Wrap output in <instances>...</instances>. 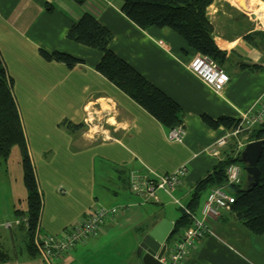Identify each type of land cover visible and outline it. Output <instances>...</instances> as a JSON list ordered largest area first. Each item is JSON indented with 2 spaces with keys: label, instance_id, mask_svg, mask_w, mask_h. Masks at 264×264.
I'll list each match as a JSON object with an SVG mask.
<instances>
[{
  "label": "crops",
  "instance_id": "1",
  "mask_svg": "<svg viewBox=\"0 0 264 264\" xmlns=\"http://www.w3.org/2000/svg\"><path fill=\"white\" fill-rule=\"evenodd\" d=\"M121 4V0H0V54L13 79L38 185L44 192L49 186L55 188L57 196L66 195L58 191L62 187L70 192L79 187L76 193L82 198L78 212L62 224H55L52 214L46 219L43 210L40 233L59 234L68 222H78L94 202L106 207L129 205L102 233L79 243L55 264H142L135 248L143 235L163 218L176 223L181 211L164 191H158V200L148 202L134 194L129 172L150 168L163 174L187 163L189 172L174 192L186 205L195 184L228 150L226 146L219 155L212 152V144L230 130L213 128L202 116L241 119L264 93V35L255 34L258 29L252 21H238L240 16L226 11L224 2L214 0L208 7L212 36L225 52L220 66L229 75L219 92L191 72L188 63L198 52L179 34L155 26L140 28L121 11ZM86 11L113 33L110 48L181 106L185 129L181 141L173 140L172 128L97 71L101 51L67 37L70 26ZM247 35H254L253 42ZM40 49L69 53L83 63L69 68L44 59ZM63 121L82 127L61 126ZM231 142L235 139L229 146ZM208 192L201 197L198 218ZM26 199L21 151L13 146L7 162L0 164V246L9 253L0 264H49L41 252L30 256L26 250ZM46 203L51 205L52 199H45ZM172 204L179 213L172 212ZM222 214L205 218L213 233L198 241L184 264H264L261 246L253 242L264 237L252 235L253 239L242 225L226 217L225 210ZM119 229L131 232L134 246L126 257L105 255L104 244L121 237ZM249 246L255 258L249 256Z\"/></svg>",
  "mask_w": 264,
  "mask_h": 264
},
{
  "label": "trees",
  "instance_id": "2",
  "mask_svg": "<svg viewBox=\"0 0 264 264\" xmlns=\"http://www.w3.org/2000/svg\"><path fill=\"white\" fill-rule=\"evenodd\" d=\"M84 1L78 0L79 3ZM121 1V11L140 28L145 29L151 26L168 28L179 34L188 47L215 60L219 65L225 58V52L219 48L212 36L214 26L208 15V7L214 0ZM255 34L264 35V32ZM67 37L101 51L102 57L96 66L97 71L141 105L163 126L174 128L183 124L181 106L110 48L113 33L92 12L86 11L75 20L67 32ZM253 37L254 35H247L246 39L253 42ZM39 52L44 59L63 62L69 68L83 63L82 59L62 51L49 52L40 49ZM202 118L206 124L213 128L223 126L229 130L234 129L240 120L228 116L214 119L203 115ZM66 124L68 128L79 129L82 127V125L70 122ZM249 139L252 141L264 140V122L249 133ZM231 143L233 144L230 146L228 144V150L221 153L220 161L212 171L195 184L189 202L186 205L181 203L183 206L176 203L181 215L176 220L173 232L167 240L168 243L175 237L178 238L185 228L192 225L203 193L218 186L226 187L235 197L230 209L225 210L226 217L235 220L256 236H264V144L258 163L260 179L256 186H252L248 185L247 176L243 177L239 184L230 185L227 183V167L232 163L241 162V152L235 153V143ZM13 146H18L21 151L24 184L27 189L28 208L25 213L27 221L23 225L26 229V250L30 256H36L41 252L37 245V239L44 235L40 233L43 196L39 189L22 119L13 94V79L8 74L0 54V164L7 162ZM223 214L219 217H222ZM69 251H66L61 257ZM8 259L9 253L0 246V261L4 262Z\"/></svg>",
  "mask_w": 264,
  "mask_h": 264
},
{
  "label": "built area",
  "instance_id": "3",
  "mask_svg": "<svg viewBox=\"0 0 264 264\" xmlns=\"http://www.w3.org/2000/svg\"><path fill=\"white\" fill-rule=\"evenodd\" d=\"M188 67L193 74L199 77L212 89L219 92L229 81V75L216 62L207 56L198 53L189 63ZM89 118V116H88ZM91 121V118H89ZM264 122V93L258 99L256 106L243 115L236 127L225 135L218 138L212 144V152L220 154V150L228 146L230 139H235V151L241 152L245 145L252 140L249 133ZM185 133L183 125L175 126L170 130L173 140L181 141ZM189 172L187 163L181 164L172 172L157 173L147 168L143 171H130L128 184L130 190L145 201L158 200V191H164L175 203L183 206L181 201L175 197L174 192L183 182ZM244 169L240 163H232L227 167V183L239 184L243 179ZM234 195L224 186L212 188L203 204L202 218L194 217L191 226L185 228L182 234L168 245L165 254L160 261L164 264H184L187 256L195 249L199 240L212 234V230L206 223L205 218H218L223 210H229L234 201ZM129 205H117L106 207L94 202L80 218V220L62 230L59 234H44L37 239V245L49 264H53L66 251L83 243L89 238L96 237L102 233L108 222L117 221L122 217ZM20 221H18L19 223ZM11 226L10 223L6 224Z\"/></svg>",
  "mask_w": 264,
  "mask_h": 264
},
{
  "label": "rangeland",
  "instance_id": "4",
  "mask_svg": "<svg viewBox=\"0 0 264 264\" xmlns=\"http://www.w3.org/2000/svg\"><path fill=\"white\" fill-rule=\"evenodd\" d=\"M220 1L224 2V4H225L224 7L226 8V11L231 12L233 15H236L238 17L240 16L238 21H252V26L256 27L258 29V32H264V25H263L261 20L256 19V18H251V15H249L243 9H238L237 6L232 4L229 0H220ZM227 2H228V4L226 5ZM55 106H57V104ZM57 107H58V108H56L57 110L58 109L62 110V108L60 106H57ZM67 122L68 121H63L62 123H60V125L65 126V125H67L66 124ZM52 128H53V130L56 129L55 127H52ZM102 163L104 165H107V162H102ZM239 163L243 166L242 162H239ZM243 168H244V166H243ZM244 175H245V173H244ZM39 188L41 189L40 191H41L42 196H43L42 212L44 210V214H45L46 219H47L48 214H52V216L54 215L55 224H62L63 222H66V221L70 220L71 218H73V216L78 212L80 202L82 201V198L76 193L78 191L79 187H73L71 192L68 189V187H66V186L62 187L63 188L62 190L58 189V191L60 193L66 194L64 196H57L54 192L55 188H53L51 186H49L47 189H45V192L43 191V188H41V186H39ZM55 197L58 198V201H55ZM50 198L52 199L51 205L49 203H46V205H45V199H46V201H48ZM75 199H78V201ZM177 207H178L177 205L172 204L171 205L172 212L179 213V209L177 210ZM40 222H42V215H41V221ZM71 223L72 222H70V223L68 222L64 226L69 227ZM123 230L124 229L118 230V232L121 233L120 234L121 237H118V238L114 237L104 244V247L106 249L103 253L105 255L111 256L112 253H118V254L124 253V255L126 257L125 252L130 251L132 249L134 244H133L132 239L130 237L131 232H129L128 230L127 231H123ZM246 231H248V230L246 229ZM247 233L250 235V237H252V235H254L250 231H248ZM254 236H256V235H254ZM256 237H261V236H256ZM262 237H264V236H262ZM253 242H258L260 244L259 246H261L262 252L264 253V240L262 241L259 238V239H254ZM137 247L135 248L136 252H137ZM250 250H251V247L249 246V250H247V252L249 253L250 257L255 258L254 253L253 252L250 253ZM92 256H94V255H92ZM99 256H100V254H99ZM121 257H123V254Z\"/></svg>",
  "mask_w": 264,
  "mask_h": 264
},
{
  "label": "water",
  "instance_id": "5",
  "mask_svg": "<svg viewBox=\"0 0 264 264\" xmlns=\"http://www.w3.org/2000/svg\"><path fill=\"white\" fill-rule=\"evenodd\" d=\"M255 18V14L251 15ZM263 139L253 140L241 151V162L247 176L248 185L256 186L260 179L258 163L263 150ZM175 223L163 218L149 229L141 238L136 255L142 264H164L160 261L168 247V238L173 232Z\"/></svg>",
  "mask_w": 264,
  "mask_h": 264
},
{
  "label": "bare ground",
  "instance_id": "6",
  "mask_svg": "<svg viewBox=\"0 0 264 264\" xmlns=\"http://www.w3.org/2000/svg\"><path fill=\"white\" fill-rule=\"evenodd\" d=\"M232 4L240 7L249 15L255 14V18L264 25V1L263 0H229Z\"/></svg>",
  "mask_w": 264,
  "mask_h": 264
},
{
  "label": "clouds",
  "instance_id": "7",
  "mask_svg": "<svg viewBox=\"0 0 264 264\" xmlns=\"http://www.w3.org/2000/svg\"><path fill=\"white\" fill-rule=\"evenodd\" d=\"M244 169V168H243Z\"/></svg>",
  "mask_w": 264,
  "mask_h": 264
}]
</instances>
